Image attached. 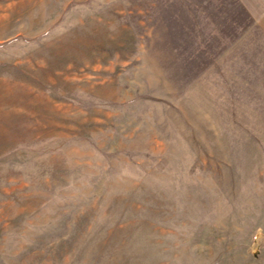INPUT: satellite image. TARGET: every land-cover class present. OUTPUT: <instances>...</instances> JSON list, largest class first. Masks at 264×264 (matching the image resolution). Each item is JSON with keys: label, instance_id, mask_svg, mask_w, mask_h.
<instances>
[{"label": "rangeland", "instance_id": "rangeland-1", "mask_svg": "<svg viewBox=\"0 0 264 264\" xmlns=\"http://www.w3.org/2000/svg\"><path fill=\"white\" fill-rule=\"evenodd\" d=\"M249 25L236 0H0V264H264Z\"/></svg>", "mask_w": 264, "mask_h": 264}, {"label": "crops", "instance_id": "crops-1", "mask_svg": "<svg viewBox=\"0 0 264 264\" xmlns=\"http://www.w3.org/2000/svg\"><path fill=\"white\" fill-rule=\"evenodd\" d=\"M236 1H238L242 11H244L248 20L250 21L249 26H251L252 29L248 30V32H252L254 31V29H256L255 30L256 33L263 37V40L262 39L260 40L264 42V0H236ZM260 40L258 39V45L260 44V46L257 47V50H259L258 48L260 49L262 48L264 50V43L260 42ZM257 64L260 65L262 63L259 61L257 62ZM252 78L253 77L249 76L245 71L242 72V81L250 82L252 81ZM256 79L257 81H261L262 79H264L261 77L260 70H258ZM256 95L258 96V99L256 103V110H255L256 118L255 119H256V126L259 129L261 126L260 123L264 125V116H262V113L264 115V109H262L264 105V100L261 99L263 95V91H260V89H257ZM251 112H252V109H251Z\"/></svg>", "mask_w": 264, "mask_h": 264}]
</instances>
